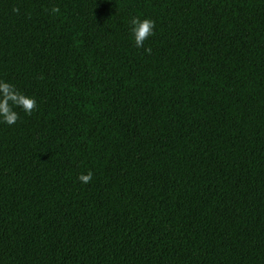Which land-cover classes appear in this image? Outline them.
<instances>
[{"label":"trees","instance_id":"trees-1","mask_svg":"<svg viewBox=\"0 0 264 264\" xmlns=\"http://www.w3.org/2000/svg\"><path fill=\"white\" fill-rule=\"evenodd\" d=\"M0 80V264H264V0H0Z\"/></svg>","mask_w":264,"mask_h":264},{"label":"clouds","instance_id":"clouds-1","mask_svg":"<svg viewBox=\"0 0 264 264\" xmlns=\"http://www.w3.org/2000/svg\"><path fill=\"white\" fill-rule=\"evenodd\" d=\"M18 11V10H16ZM52 13H58V8H52ZM129 32L137 48H144V42L155 34L156 22L151 18H141L132 16L129 20ZM145 52L150 53V48H144ZM37 107L35 97L26 96L19 92L15 85L0 80V124L13 125L19 119L20 115L15 110L20 108L25 114L31 115ZM93 178V173L88 171L87 174H80L78 179L81 183L87 184Z\"/></svg>","mask_w":264,"mask_h":264}]
</instances>
